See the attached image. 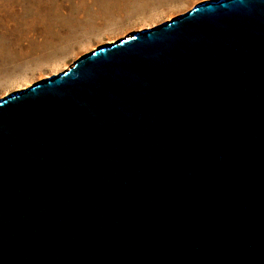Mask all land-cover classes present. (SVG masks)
<instances>
[{"label": "water", "instance_id": "obj_1", "mask_svg": "<svg viewBox=\"0 0 264 264\" xmlns=\"http://www.w3.org/2000/svg\"><path fill=\"white\" fill-rule=\"evenodd\" d=\"M0 264H264V0L1 97Z\"/></svg>", "mask_w": 264, "mask_h": 264}, {"label": "rangeland", "instance_id": "obj_2", "mask_svg": "<svg viewBox=\"0 0 264 264\" xmlns=\"http://www.w3.org/2000/svg\"><path fill=\"white\" fill-rule=\"evenodd\" d=\"M204 0H0V98Z\"/></svg>", "mask_w": 264, "mask_h": 264}, {"label": "bare ground", "instance_id": "obj_3", "mask_svg": "<svg viewBox=\"0 0 264 264\" xmlns=\"http://www.w3.org/2000/svg\"><path fill=\"white\" fill-rule=\"evenodd\" d=\"M71 67V66H70Z\"/></svg>", "mask_w": 264, "mask_h": 264}]
</instances>
